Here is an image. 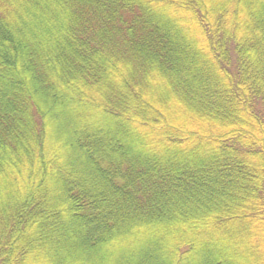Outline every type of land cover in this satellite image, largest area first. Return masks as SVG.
Wrapping results in <instances>:
<instances>
[{"label": "trees", "instance_id": "trees-1", "mask_svg": "<svg viewBox=\"0 0 264 264\" xmlns=\"http://www.w3.org/2000/svg\"><path fill=\"white\" fill-rule=\"evenodd\" d=\"M0 264H264V0H0Z\"/></svg>", "mask_w": 264, "mask_h": 264}, {"label": "rangeland", "instance_id": "rangeland-1", "mask_svg": "<svg viewBox=\"0 0 264 264\" xmlns=\"http://www.w3.org/2000/svg\"><path fill=\"white\" fill-rule=\"evenodd\" d=\"M63 142L66 143L67 139H66V136H64V134L60 131V135L58 139L52 142L53 148L56 149L58 152H61V149H62L61 146L64 144Z\"/></svg>", "mask_w": 264, "mask_h": 264}]
</instances>
